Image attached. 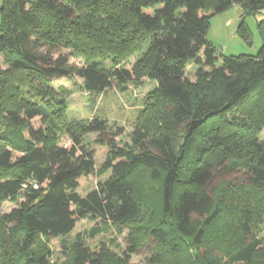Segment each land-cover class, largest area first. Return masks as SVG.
<instances>
[{
  "label": "trees",
  "instance_id": "obj_1",
  "mask_svg": "<svg viewBox=\"0 0 264 264\" xmlns=\"http://www.w3.org/2000/svg\"><path fill=\"white\" fill-rule=\"evenodd\" d=\"M234 3L247 15L264 9V0H0V264H128L141 255L145 264L252 263L261 248L252 225L264 221V18L255 55L226 56L206 38L209 18ZM238 33L249 42L243 21ZM68 76L97 93L155 82L130 144L105 118L69 119L51 86ZM88 134L96 137L84 143ZM95 147L105 148L109 176L81 196ZM141 176L158 184L149 220ZM5 200L17 204L2 212ZM87 216L131 228L119 258L105 242L87 243L99 226L70 236ZM54 238L61 262L51 260Z\"/></svg>",
  "mask_w": 264,
  "mask_h": 264
},
{
  "label": "rangeland",
  "instance_id": "obj_2",
  "mask_svg": "<svg viewBox=\"0 0 264 264\" xmlns=\"http://www.w3.org/2000/svg\"><path fill=\"white\" fill-rule=\"evenodd\" d=\"M263 18L264 9L255 14L247 15L244 14V9L241 4L234 3L226 10L209 18L206 38L218 52L226 56L240 54L255 55L262 44L257 30V23ZM241 21L244 22L247 28L249 42L244 40L238 33V26ZM146 50L147 44H144L141 50L132 55L131 60H137ZM69 59L70 62L76 63L82 61L80 56H70ZM110 59L105 62L107 65L110 62L112 63ZM0 63H2L1 56ZM186 76L191 83L196 82L195 68L192 65L187 67ZM51 86L59 93L57 97L66 103L69 119L86 122L93 116L105 118L113 129L120 127L122 130V133L117 137L118 143L127 142L130 144L129 134L132 129L139 121H148L149 115L144 113V109L147 108V102L151 99L150 93L154 90L156 84L153 80L144 77L141 80H131L123 86H112L97 93L84 91L81 78L68 76L52 81ZM31 123L37 127L41 122L39 119H34ZM56 135L62 144L66 146L70 145V141L65 132L59 131ZM95 137V134L86 135L84 143L92 142ZM259 138L264 141V127L259 133ZM14 154L16 155L17 153L15 152ZM104 154V147H95V172L80 180L77 191L81 196H84L89 190L94 188L99 180H104L109 176V171L104 172L101 169ZM138 185L139 193L147 206V212H145L144 217L146 220H149L159 212L158 184H153L141 176L138 180ZM16 204L15 201L5 200L1 203V211L9 212ZM226 219L227 221L229 220L228 217ZM98 226L100 227V231L97 234L93 237H85L87 243L94 246L99 242H105L110 248L112 257L119 258L121 256L120 251L123 237L131 231L128 225H115L112 223L99 225L97 220L87 216L77 220L70 236H73L77 232L87 234L93 227ZM252 226L255 236L261 242V248L251 264H264V221L259 223L255 222ZM231 232L234 233L235 230L231 229ZM48 246L52 252L51 260L56 262L63 261L64 255L59 238L49 240ZM146 260L147 258L144 255L132 256L128 264H145ZM21 263L19 262L17 264Z\"/></svg>",
  "mask_w": 264,
  "mask_h": 264
}]
</instances>
